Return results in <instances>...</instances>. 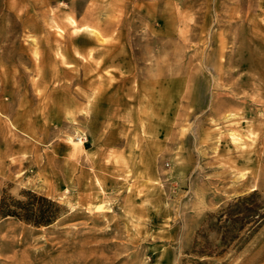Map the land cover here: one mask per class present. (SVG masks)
I'll return each instance as SVG.
<instances>
[{
  "label": "rangeland",
  "instance_id": "rangeland-1",
  "mask_svg": "<svg viewBox=\"0 0 264 264\" xmlns=\"http://www.w3.org/2000/svg\"><path fill=\"white\" fill-rule=\"evenodd\" d=\"M0 264H264L211 226L264 201V0H0Z\"/></svg>",
  "mask_w": 264,
  "mask_h": 264
},
{
  "label": "trees",
  "instance_id": "trees-1",
  "mask_svg": "<svg viewBox=\"0 0 264 264\" xmlns=\"http://www.w3.org/2000/svg\"><path fill=\"white\" fill-rule=\"evenodd\" d=\"M16 199L2 191L0 196V218H14L34 227L53 224L64 211L58 203L31 191L21 193ZM264 223V201L256 193L239 197L215 217L212 227L221 235L225 247L238 250Z\"/></svg>",
  "mask_w": 264,
  "mask_h": 264
}]
</instances>
